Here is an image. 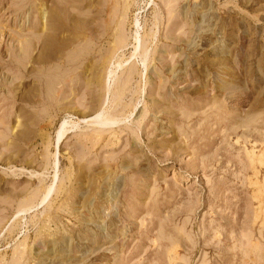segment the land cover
<instances>
[{"label": "rangeland", "instance_id": "374dc122", "mask_svg": "<svg viewBox=\"0 0 264 264\" xmlns=\"http://www.w3.org/2000/svg\"><path fill=\"white\" fill-rule=\"evenodd\" d=\"M164 1L0 0V264H264V0Z\"/></svg>", "mask_w": 264, "mask_h": 264}, {"label": "bare ground", "instance_id": "6f19581e", "mask_svg": "<svg viewBox=\"0 0 264 264\" xmlns=\"http://www.w3.org/2000/svg\"><path fill=\"white\" fill-rule=\"evenodd\" d=\"M163 1H164V0H163ZM176 1H177V0H176ZM169 2H170L169 0H168V2H167V0H166V3H165V1L162 2V3H165V4H164L165 6H164V5H163V6L166 7V10H167V12H168V15H171V14L173 13V10H174V9H173V8H174L173 6H175V5L172 6V4H170ZM171 2H173V0H171ZM173 4H174V3H173ZM175 4H176V3H175ZM164 9H165V8H164ZM166 10H165V12H166ZM167 12H166V13H167ZM43 15H44V14H43ZM58 15H59V14H58ZM58 15H57V16H58ZM60 15H61V14H60ZM168 15H167V16H168ZM53 16H56V12L53 13ZM61 16H62V15H61ZM65 16H66V15H65ZM73 16H74V15H73ZM185 17L187 18V16H185ZM65 18H67V19H68V18L71 19L72 16H71V15H67ZM65 18H59V17L55 18V19L57 20L56 23H58V25L61 26L62 28H64V26H66V25H65ZM76 22L78 23V26H82L83 23H84V25H86V23H87L85 20H84V21H79V22L76 20ZM76 22H75V23H76ZM74 25H75V24H74ZM75 26H77V24H76ZM106 26H107V24H106ZM121 26H123V25H121ZM137 26H138V25H137ZM68 28H69V27H68ZM72 28H73V27H72ZM78 28H79V30H80V27H78ZM82 28H83V27H82ZM122 28H123V27H122ZM75 29H76V28H75ZM122 30H123V29H121L120 31H122ZM76 32H77V31H76ZM122 32H123V31H122ZM109 33H110V32H109ZM109 33L106 31V35L104 34V36H106V37H107V36H110ZM123 33H124V32H123ZM138 33H139V32H138ZM120 35H121V32H120ZM123 35H124V34H123ZM141 35H142V34H141ZM121 36H122V35H121ZM121 36H120V37H121ZM137 36H138V35H137ZM141 37H142V36H141ZM141 37H140V39H141ZM122 40L125 41V38H123ZM136 40H139V39H135V41H136ZM141 40H142V39H141ZM97 41H98V40H97ZM126 41H127V40H126ZM121 42H122V41H121ZM141 42H142V41H141ZM97 43H98V42H97ZM99 43H100V42H99ZM123 43H124V42H123ZM139 43H140V42H139ZM142 43H143V42H142ZM121 44H122V43H121ZM144 44H145V43H144ZM139 45H140V44H139ZM40 46H41V48H45V49H43V50H46V49H47V50H55L54 43H52V39H51V38L42 41L41 44H40ZM119 46H120V45H119ZM144 46H145V45H144ZM144 46H143V47H144ZM116 48H117V46H116ZM110 50H112V49H110ZM113 50H114V49H113ZM113 50H112V51H113ZM142 50H143V49H142ZM105 51H106V50H105ZM107 51H108V52L105 53V55H106V57H107L106 59H108V57L110 58V57L112 56L113 52H114V51L111 52V51H109V50H107ZM98 118H99V117H98ZM98 118H97V119H98ZM104 118H105V117H104ZM104 118L102 117V120H104ZM106 119H107V118H106ZM100 120H101V119H100ZM102 120H101L100 122H103ZM106 121H107V120H106ZM100 122H99V123H100ZM104 122H105V121H104ZM107 122H108V121H107ZM61 130H62V129H61ZM62 132H63V131H62ZM61 135H62V134H61Z\"/></svg>", "mask_w": 264, "mask_h": 264}]
</instances>
